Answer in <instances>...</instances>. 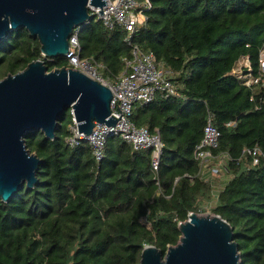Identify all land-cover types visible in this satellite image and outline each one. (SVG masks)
Instances as JSON below:
<instances>
[{"label": "trees", "instance_id": "trees-1", "mask_svg": "<svg viewBox=\"0 0 264 264\" xmlns=\"http://www.w3.org/2000/svg\"><path fill=\"white\" fill-rule=\"evenodd\" d=\"M149 1L132 43L164 64L177 96L157 94L129 119L160 135L158 185L149 150L110 137L97 163L86 144L69 148L68 110L53 140L26 134L25 149L40 161L37 183L0 200V264H139L146 246L164 257L180 238L179 223L212 200L193 158L208 118L219 133L213 154L233 160L209 213L232 228L241 264H264V0ZM125 37L91 21L77 35L78 56L114 80L130 58ZM242 59L248 78L232 74ZM36 60L48 72L70 68L67 57L43 58L25 29L12 31L0 41V80ZM255 147L261 157L251 166L241 153Z\"/></svg>", "mask_w": 264, "mask_h": 264}, {"label": "water", "instance_id": "water-1", "mask_svg": "<svg viewBox=\"0 0 264 264\" xmlns=\"http://www.w3.org/2000/svg\"><path fill=\"white\" fill-rule=\"evenodd\" d=\"M105 1L0 0V41L14 30L25 29L37 39L43 58L66 57L73 30L93 20L89 7L101 9ZM111 98L108 88L79 71L48 72L42 60L0 80V200L7 203L23 185L31 189L37 183L40 161L25 149L28 132L39 131L53 140L68 110L77 131L85 136L94 123L114 126ZM179 230L177 244L168 247L164 257L160 250L146 246L139 264H241L233 230L220 217L191 213L179 223Z\"/></svg>", "mask_w": 264, "mask_h": 264}, {"label": "built area", "instance_id": "built-area-1", "mask_svg": "<svg viewBox=\"0 0 264 264\" xmlns=\"http://www.w3.org/2000/svg\"><path fill=\"white\" fill-rule=\"evenodd\" d=\"M150 8L149 0H113V5L110 0H106L105 6L101 9L89 7V15L93 17V20L96 18V21H99L104 28L113 30L118 27L126 33L124 42L130 47V58L124 60L123 70L114 80L102 76L101 65L93 64L88 60H81L78 56L80 48L77 35L81 28L91 21L73 30L66 55L69 59L70 69L79 71L110 90L112 95L109 105L110 116L116 119V123L114 126L94 123L91 134L85 136L77 131V123L73 113L70 112L71 122L67 128L69 135L66 139V145L69 148H76L81 144H86L97 163L102 159L110 137L119 138L128 144L133 151L149 150L151 152L150 168L154 174L156 185H158L157 173L163 150L160 135L156 130L149 133L146 128H136L129 119L135 105L150 104L157 94L164 98L177 96L176 87L170 80L171 73L164 64L156 62L151 54H145L132 43L133 35L146 21L144 13ZM98 11H102L103 14L100 16ZM262 58L264 57L261 56L260 58L261 72ZM244 70L250 72L247 59L239 61L232 74H236L240 78H248L249 75L244 74ZM250 84L251 82L248 80L245 85L250 86ZM218 138L219 133L212 126L211 119L208 118L203 128L202 139L193 154V158L198 164V178L203 182H210L212 185V200L205 207V211H209L214 206L217 196L222 190V183L229 178L225 174L229 162L233 161L228 156L213 154L212 151L217 146ZM241 154L250 158L251 166H256L259 157H261V152L256 147L246 148Z\"/></svg>", "mask_w": 264, "mask_h": 264}, {"label": "rangeland", "instance_id": "rangeland-1", "mask_svg": "<svg viewBox=\"0 0 264 264\" xmlns=\"http://www.w3.org/2000/svg\"><path fill=\"white\" fill-rule=\"evenodd\" d=\"M92 21L93 22L96 21V18L94 20H92ZM262 61H263L262 62V72L264 73V58H262ZM199 215H201V216H211L208 210H206L205 212H203V213H201Z\"/></svg>", "mask_w": 264, "mask_h": 264}]
</instances>
